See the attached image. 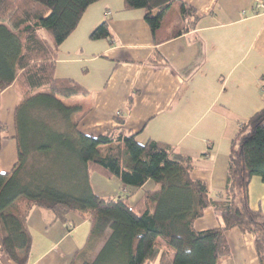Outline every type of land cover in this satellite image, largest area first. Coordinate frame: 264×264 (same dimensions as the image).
<instances>
[{"label":"trees","instance_id":"1","mask_svg":"<svg viewBox=\"0 0 264 264\" xmlns=\"http://www.w3.org/2000/svg\"><path fill=\"white\" fill-rule=\"evenodd\" d=\"M96 1L0 0V94L15 81L21 90L15 112L18 161L10 172L0 171V253L28 264L27 218L39 207L71 225L70 215L91 219L88 241L71 264H224L232 255L227 233L234 228L253 235L259 264H264V212L250 205L252 179L264 182V107L242 123L232 140L221 197L191 177L194 159L176 147L139 143L131 131L92 135L78 130L74 115L82 107L61 98L88 92L72 79L56 78L55 61L58 45ZM174 1L125 0V6L146 10L158 41L164 13ZM179 2L181 34L195 28L199 16L192 5ZM111 35L103 22L91 38ZM150 61L163 58L156 51ZM261 83L264 89V75ZM5 129L0 124V149ZM42 140L47 144L31 149L40 167L27 171L28 147ZM104 146L110 147L103 154ZM93 173L116 177L130 190L148 181L156 188L145 189L134 204L130 193L103 198L90 183ZM207 209L221 225L197 231L194 223Z\"/></svg>","mask_w":264,"mask_h":264},{"label":"crops","instance_id":"2","mask_svg":"<svg viewBox=\"0 0 264 264\" xmlns=\"http://www.w3.org/2000/svg\"><path fill=\"white\" fill-rule=\"evenodd\" d=\"M196 9L195 28L179 33L180 2L164 13L159 40L145 19L146 10L126 8L125 0H97L76 28L58 45L55 77L72 79L87 90L76 95L82 107L78 130L98 135L131 131L139 143L150 140L176 147L194 159L193 179L221 197L227 182L232 140L246 120L264 107V0H183ZM261 2V3H260ZM157 12V11H154ZM106 22L111 37L92 39ZM158 51L161 62H151ZM21 100L15 81L0 94V124L6 125L0 171L18 161L15 112ZM110 146H104L109 148ZM90 183L103 198L131 194L134 204L145 189L93 173ZM131 191V192H130ZM250 205L264 212V182L254 177ZM71 223L35 207L27 218L32 237L28 264H71L85 247L91 219L70 215ZM221 220L207 209L194 228H217ZM232 255L224 264H259L252 234L227 233ZM0 264H16L0 253Z\"/></svg>","mask_w":264,"mask_h":264},{"label":"rangeland","instance_id":"3","mask_svg":"<svg viewBox=\"0 0 264 264\" xmlns=\"http://www.w3.org/2000/svg\"><path fill=\"white\" fill-rule=\"evenodd\" d=\"M62 99V101L66 104V105H69V106H71V105H75L76 104V96H72V97H62L61 98ZM79 117V113H76L75 115H74V119L75 120H77V118ZM47 130V129H46ZM36 143V145L35 144H33L32 143V146H31V148L30 147H28L29 149V153H28V157H29V166H28V170L27 171H29L30 169H33V168H38V167H40V165H38L37 164V161H36V159H37V157L35 156V154H33V153H31V149H33L32 151H35V148H36V150H37V147L39 148L40 146H43V144H47V142H46V140H42V141H35ZM31 144V143H30ZM37 146V147H36ZM40 149H42V148H40ZM106 150H107V148H104V147H102L101 148V153H105L106 152ZM47 166H49L48 164H47Z\"/></svg>","mask_w":264,"mask_h":264},{"label":"built area","instance_id":"4","mask_svg":"<svg viewBox=\"0 0 264 264\" xmlns=\"http://www.w3.org/2000/svg\"><path fill=\"white\" fill-rule=\"evenodd\" d=\"M261 3V2H260Z\"/></svg>","mask_w":264,"mask_h":264}]
</instances>
